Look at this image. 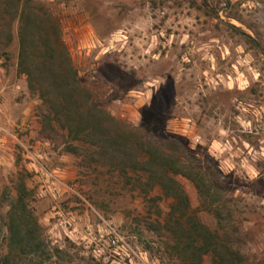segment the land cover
<instances>
[{"label":"rangeland","instance_id":"1","mask_svg":"<svg viewBox=\"0 0 264 264\" xmlns=\"http://www.w3.org/2000/svg\"><path fill=\"white\" fill-rule=\"evenodd\" d=\"M36 1L103 108L149 138H178L218 174L244 252L264 262V0ZM16 27L0 51V218L21 177L47 248L63 251L34 264H176L165 231L147 225L162 223L172 200L145 173L95 162L79 141L71 153L64 130L42 129L41 101L16 72ZM48 178L60 195L41 194ZM176 178L190 212L214 228L193 184Z\"/></svg>","mask_w":264,"mask_h":264},{"label":"trees","instance_id":"2","mask_svg":"<svg viewBox=\"0 0 264 264\" xmlns=\"http://www.w3.org/2000/svg\"><path fill=\"white\" fill-rule=\"evenodd\" d=\"M14 21L16 72L24 76L28 91L41 101L42 129L64 130L69 140L65 148L71 153H78L79 147L73 143L79 141L90 149L88 154L95 162L122 173H145L149 187L157 185L162 195L172 200L162 223H147L154 231H165L170 259L176 264H203L208 254L211 264H264L244 252L245 236L230 210L224 185L210 166H202L178 138H149L112 116L93 97L72 64L58 23L43 2L0 0L1 53L12 41ZM177 176L193 184L198 208L213 216L214 228L190 212L188 195ZM30 197L31 190L21 177L12 196L5 195L7 210L0 218V231L4 226L6 243L0 248V264H16L19 260L34 264L35 257H62V249L47 248L44 230L29 205Z\"/></svg>","mask_w":264,"mask_h":264},{"label":"built area","instance_id":"3","mask_svg":"<svg viewBox=\"0 0 264 264\" xmlns=\"http://www.w3.org/2000/svg\"><path fill=\"white\" fill-rule=\"evenodd\" d=\"M196 140H197V138H196ZM46 181H47L46 185L43 184V185L40 186V192H41V194H44V195L51 194L54 197L60 195V193H61L60 190L57 189L55 186H53L50 183L49 178L46 179ZM111 243L114 244V245H116L115 244L116 243V240L115 239H112L111 240ZM138 255L141 257L142 261H146L147 252H145V251L144 252H139Z\"/></svg>","mask_w":264,"mask_h":264}]
</instances>
